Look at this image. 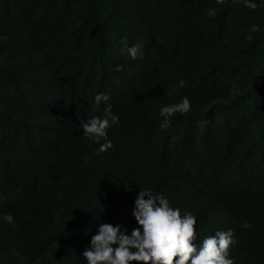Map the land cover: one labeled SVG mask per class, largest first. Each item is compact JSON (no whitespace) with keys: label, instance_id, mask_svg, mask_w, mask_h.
<instances>
[{"label":"trees","instance_id":"16d2710c","mask_svg":"<svg viewBox=\"0 0 264 264\" xmlns=\"http://www.w3.org/2000/svg\"><path fill=\"white\" fill-rule=\"evenodd\" d=\"M100 92L120 120L97 155L81 121ZM140 188L193 211L198 240L234 229V264H264V6L0 0V264H85L98 223L137 226Z\"/></svg>","mask_w":264,"mask_h":264},{"label":"clouds","instance_id":"9594fccd","mask_svg":"<svg viewBox=\"0 0 264 264\" xmlns=\"http://www.w3.org/2000/svg\"><path fill=\"white\" fill-rule=\"evenodd\" d=\"M218 4L223 0H216ZM245 7L256 9L264 6V0H243ZM209 16H215L216 10L209 9ZM257 30L253 26V31ZM251 39V37H247ZM122 43H125L122 38ZM136 59L142 57L140 44L127 45L122 51ZM180 88L185 81L180 80ZM110 96L100 92L93 97V103L105 104L102 115H94L81 121L84 136L99 146L96 154L106 152L113 147L108 138V130L119 124L120 117L112 111ZM191 110L189 97L183 96L179 102L160 108L163 118L161 127H168L176 113H188ZM103 141V142H102ZM129 207V206H128ZM127 207V208H128ZM132 220L137 226L127 222L123 225L100 222L91 235L88 246L80 254L85 264H234L230 255L231 247L237 244L234 229L216 230L213 235L198 240V217L193 211H185L183 215L179 207H173L169 198L163 193L154 194L151 189L139 190L132 208ZM0 219L11 224L12 214H4Z\"/></svg>","mask_w":264,"mask_h":264},{"label":"bare ground","instance_id":"6f19581e","mask_svg":"<svg viewBox=\"0 0 264 264\" xmlns=\"http://www.w3.org/2000/svg\"><path fill=\"white\" fill-rule=\"evenodd\" d=\"M200 197V196H199ZM202 198V197H201Z\"/></svg>","mask_w":264,"mask_h":264}]
</instances>
